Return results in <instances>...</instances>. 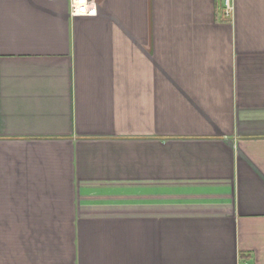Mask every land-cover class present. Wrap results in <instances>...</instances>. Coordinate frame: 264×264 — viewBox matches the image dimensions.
Masks as SVG:
<instances>
[{
  "label": "crops",
  "instance_id": "obj_1",
  "mask_svg": "<svg viewBox=\"0 0 264 264\" xmlns=\"http://www.w3.org/2000/svg\"><path fill=\"white\" fill-rule=\"evenodd\" d=\"M0 0V264H264V0Z\"/></svg>",
  "mask_w": 264,
  "mask_h": 264
},
{
  "label": "built area",
  "instance_id": "obj_2",
  "mask_svg": "<svg viewBox=\"0 0 264 264\" xmlns=\"http://www.w3.org/2000/svg\"><path fill=\"white\" fill-rule=\"evenodd\" d=\"M224 3L225 14H229L232 10L230 0H222ZM95 11L90 6L89 0H70V14L71 15H86Z\"/></svg>",
  "mask_w": 264,
  "mask_h": 264
}]
</instances>
